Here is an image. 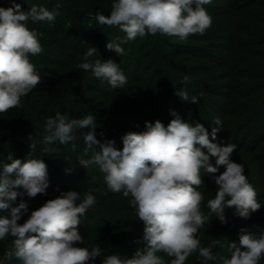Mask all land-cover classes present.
Wrapping results in <instances>:
<instances>
[{"label": "clouds", "instance_id": "1", "mask_svg": "<svg viewBox=\"0 0 264 264\" xmlns=\"http://www.w3.org/2000/svg\"><path fill=\"white\" fill-rule=\"evenodd\" d=\"M212 0H114L109 16L99 11L96 20L100 25L118 26L125 33L109 41L106 47L118 56L124 54L123 44L146 34L175 36L180 40L190 35H203L212 25V17L203 5ZM46 7L33 5L27 11L19 3L12 7H0V113L23 107V98L41 83V76L30 62V56L43 52L38 33L30 30L28 22L47 21L50 26L59 15ZM88 48L84 62L77 69L91 71L95 78L106 81L111 88H122L128 83L127 76L117 63L101 59L89 61L96 53ZM184 82H189L187 76ZM183 101L198 103L196 96L189 97L186 90L176 93ZM174 117L165 126L160 120L145 121V130L130 131L122 137L123 147L117 149L115 141L101 143L97 139L96 118L89 114L82 119H70L57 112L55 117L44 121L41 153L52 156L57 141L61 145L72 143L82 136L87 149H95L91 158H78L80 167L91 170L97 167L103 174L104 183L113 193L129 198L136 217L144 224L145 247L130 257L109 255L103 264H186L188 258L198 254L201 264L218 261L219 264H260L264 258V232H243L239 246L229 243L230 258L217 256L213 248L222 246L213 239L203 246L198 238L199 230L215 216L226 223V210L247 219L258 211L261 204L257 191L248 182L244 166L233 162L231 156L235 144H221L217 133L221 121H215L211 139L201 123L186 122L175 110ZM88 129L86 132L80 130ZM103 135V133H101ZM30 156L37 150V140L30 138ZM100 151H96V147ZM206 149V151H205ZM0 162V211L11 208L10 217L0 216V241L11 237L12 247L5 252L3 262L16 259L20 264H90L102 256L97 244L90 247L76 246L84 243L78 231L81 217L96 204L93 189L84 193L69 190L31 211L23 223H18L27 204H12L25 193L34 198L45 194L49 187L48 167L43 159L28 158L24 161L7 158ZM224 171L219 175V169ZM201 170L210 177L217 190L214 198L207 200L208 212L202 210L205 195L198 189L204 184ZM23 189V191H18ZM79 201V203H77ZM23 210V211H22ZM243 249V250H242ZM163 253L170 260L165 261Z\"/></svg>", "mask_w": 264, "mask_h": 264}, {"label": "trees", "instance_id": "2", "mask_svg": "<svg viewBox=\"0 0 264 264\" xmlns=\"http://www.w3.org/2000/svg\"><path fill=\"white\" fill-rule=\"evenodd\" d=\"M113 2L114 0H9L4 3L3 0H0V7L8 8L19 3L24 11L33 5L46 7L49 11H57L56 6L59 5V15L53 22L54 26H50L47 21L28 22L29 29L38 33L43 48L41 54L30 56L29 59L35 65L38 73H44L41 74L40 85L28 94L25 102L22 101V108L27 114L25 122H15L14 120L9 126L10 128L5 129L0 123V162H10L7 159L9 156L21 160L43 159L48 167L49 187L46 189V193L39 194L38 198H29L24 195L18 197L12 207L18 206L21 201L27 204V212H24L21 220L18 221V223H23L31 211L42 206L48 199L59 196L61 192L78 191L83 198L85 192L93 189L97 202L85 216L81 217L82 226L78 227V231L84 237V243L77 244H80L79 247H85L87 243L97 244L103 250L104 254L90 261V264H103L104 258L109 255H120L121 258L131 257L137 248H140L143 224L136 217L135 209L126 202V198L120 197L123 196L122 193H113L107 188L103 174L97 167L86 170L79 166L78 158H91L95 151V149H87L79 132V139L74 142L75 150L72 143L61 145L57 141L51 145L56 149L52 156L40 151L44 135L26 137L34 133L47 134L44 131L45 118L55 117L57 112L67 114L70 119H82L89 114L94 115L97 139L101 143L118 140V145H114L117 149H122V137L127 132L144 131L145 121L160 120L167 126L174 118L170 115L172 110L179 113L182 119L192 123L193 126L195 123L203 124L209 132L210 139L216 118L215 114L220 113L222 117L231 114L234 116L229 120L232 122L231 128L227 129L224 134L223 130L228 128L229 124H224L223 120H220L221 130L218 131L217 140L214 142L220 143L222 138L227 137L225 143L221 144L237 146L231 159L244 166V174L254 188H256V180H260L258 186L262 184V190L257 194V199L258 202L264 200V97L261 102H258L257 99H249L252 105L249 109H244L243 112L232 113L228 108L230 106V101H228L226 104L223 103V106L221 104L220 107H217V113L210 114L204 111L200 104L215 107L212 102L202 96L195 95L210 91L204 81L192 79L188 75L193 72L204 74L207 70L203 69L204 65L195 67L190 65V62L195 59H201L203 62L208 59L212 61L214 49L222 50V47L215 45L223 39L222 26L219 27L217 23L203 35H190L181 43L164 39L163 35L159 33L154 36L151 34H146L143 37L138 36L123 44L124 54L118 56L106 45L109 41H114L117 36L123 38L125 33L122 31L115 33V30L119 29L118 26L100 25L96 20L98 11L105 16L110 15ZM232 5L231 10L240 11L248 6L264 7V0H245L244 3H233ZM224 15L225 13L216 15L213 23H216L217 18ZM260 30L263 31L259 32H264V28ZM244 31L248 32L246 29ZM258 35V39L252 44L264 48V33ZM198 41L208 43L200 45L197 43ZM218 44L222 46L223 43ZM92 47L97 51L92 57H88V60L101 59L102 62L112 60L117 63L128 78V83L124 87L113 89L106 81L95 78L91 71L77 69L76 66L84 62L88 48ZM175 52L185 53V55L178 57L175 56ZM144 53L145 55H143ZM228 64L238 67L242 63L234 59ZM256 71L254 77L260 82H264V67L256 68ZM185 76L189 78L187 83L184 82ZM222 79H225L224 76ZM234 84L232 82L231 86L225 87L228 90L231 89V92H223L224 97L232 98L236 94ZM257 84L251 85L253 90L249 94L243 95L244 98L254 97L258 91L262 90L261 87L255 89L259 87L256 86ZM186 86H192L190 87L192 88L191 93L197 97L198 103H192L190 100L183 101L176 94L180 90H184ZM193 88L202 90L199 89L200 91L196 92ZM214 90L217 89L214 88ZM217 91L220 92V90ZM9 115V111L0 113V119L9 120ZM251 126L253 127L252 131L247 133L248 136H243V130L249 129ZM216 127L218 126L216 125ZM80 131L86 132L88 129ZM30 138L39 142L37 150L31 156ZM96 151H100L98 146ZM223 171L224 169L221 167L217 175ZM216 190L217 186L212 179L202 184L199 190L205 195L202 206L205 214L208 212L207 200L214 198ZM10 213L11 208L0 211V216L10 217ZM254 213L244 219L235 214L234 209H227L226 223L222 224L215 216L210 217L209 221L199 230L198 238L203 246H207L213 239H219L222 246L213 248V253L217 256L230 258L229 243L234 242L239 246V238L236 236H240L242 230L248 233L252 231L247 229L246 225L252 224L251 220L253 217L255 218ZM6 241H0V253L6 252ZM159 255L166 256L163 253H159ZM12 261L14 264H20V261L16 259ZM186 264H201L198 254L191 255ZM208 264H219V262L210 261ZM260 264H264V258L261 259Z\"/></svg>", "mask_w": 264, "mask_h": 264}, {"label": "rangeland", "instance_id": "3", "mask_svg": "<svg viewBox=\"0 0 264 264\" xmlns=\"http://www.w3.org/2000/svg\"><path fill=\"white\" fill-rule=\"evenodd\" d=\"M3 1L5 3L9 0H3ZM244 2L245 0H212L210 4L203 5L205 10L212 17L211 27L217 23L219 27L222 26L221 33H222L223 39H221L220 42H217L215 44L219 46L220 48L222 47V50L221 49L219 50L218 48H215L216 50L214 49V52H213L214 59L211 57L212 61L211 59H208V60H204L203 62L201 59H195L192 62H190V65L195 66V67H198V66L202 67L204 65L203 69H207V70L205 71L204 74L193 72L188 75L192 79L204 81V83L206 84L208 88V91H210L206 93L202 92V94H195L197 96L198 95L202 96L204 97V99H208L210 102H212L213 106L215 107H211L210 105L209 107H207L204 104H200V106L203 107V110L210 114L211 113L213 114L214 112L217 113L216 112V110L218 109L217 107H220L221 104L223 106L228 101H230V106L229 107L227 106V107L229 108L230 111H232V113L233 112H238V113L243 112L244 109L246 108L249 109V107L252 105L249 99H257L258 102H261L262 98L264 97V82H260L259 80H257V78L254 77L257 73L256 68L264 67V48H260L256 46L255 44H252L253 41L258 39L257 36H259L258 35L259 33H264V32H259V31H263L260 29L264 28V7H260L258 5V6H248L244 10H240V11L236 9L231 10L233 3L239 4V3H244ZM221 13H225V15L219 19L217 18V22L213 23L215 22L216 15H219ZM231 26L233 27L232 29H231ZM245 29L248 30V32L244 31ZM120 31H121L120 29H117L115 30V33H120ZM163 37L164 39L175 41L177 43L178 42L181 43L182 41L178 39L177 37H172V36H167V35H163ZM221 42L223 43L222 46L221 44H218ZM197 43H199L200 45H206L208 42L198 41ZM240 45H242V48H240ZM143 55H145V53ZM183 55H185V53L179 54V52H175V56L181 57ZM234 59L237 61H240V63L244 64L245 66L241 64L240 66L237 67V66H232L228 64L229 62H232ZM43 73L44 72H39V75L42 76L41 74ZM223 76L225 79H222ZM225 76H228V77L226 78ZM243 76H245V78H243ZM235 79L237 80L235 81ZM232 82L235 83L234 87L236 88L234 89L236 91V94H234L232 98H226L224 97L223 92L224 93L231 92V89L228 90L225 87L227 85L231 86ZM254 83H258L256 86H259V87H256L255 89H258L261 87L262 90L258 91L254 97L251 96L248 99L244 98L243 95H247L249 94V92H251V90H253L251 89L253 88L251 85ZM190 87L192 86H186L184 90H186L189 93V97L191 98V96H195V95H192L191 93L192 88ZM214 88L217 90H220V92L217 90H214ZM193 89L194 91L198 92L200 91L199 89L201 88H196V89L193 88ZM258 97H261V98H258ZM27 98H28V95L25 98H23V102H25ZM9 114H10L9 120H6V118L0 119V123H2V125L4 126V129L9 127L11 123H13L14 120L15 122L22 121L24 123L26 119L25 117L27 115L26 111L22 107L10 109ZM215 115H216L215 121L219 119V120H223L224 124H229V127L223 130L225 134L226 130L231 128L232 122L229 120L233 119L234 116L229 114L228 116L222 117V114L220 113L215 114ZM215 121L213 123L214 127H216ZM252 129L253 127L251 126L249 129L243 130L244 132L242 133V135L248 136L247 133H250ZM43 135L45 136L47 134L34 133L26 137L43 136ZM227 139H228L227 137L222 138L220 140V143H225ZM117 143H119L118 140H115L116 145H118ZM205 175L206 174L202 171L201 176H202V179L204 180V184L207 183V181L208 182L211 181V178H209L208 176L206 177ZM259 181L260 180H256L257 183H255L256 185L255 189L257 191V194H259L260 191L262 190V186H261L262 184L258 186ZM200 188L198 190H200ZM18 191L22 192L23 190L18 189ZM24 196H27L26 193L24 194ZM38 197H39V194L34 198H38ZM120 197H124V196H120ZM125 200L129 204V199L126 198ZM259 203L261 204V208L254 213L255 218L253 217V219L251 220L252 224L246 225L247 229L252 230L251 231L252 233L264 232V200H260ZM79 226H82L81 223L78 225V227ZM143 229H144V224H143ZM236 237L239 238V236H236ZM142 238H143V233H142V237L140 238V242H139L140 248L138 247L137 250L138 249L142 250L145 247V242H143ZM5 240H7L6 241L7 242L6 252H7L12 247V244H11L12 238L7 237ZM77 246H80V244ZM90 246L91 244H88V243L85 244V247H90ZM4 254L5 252L0 253V262H3ZM164 259L166 262L170 260L166 256L164 257ZM7 264H14V263L11 260V261H8Z\"/></svg>", "mask_w": 264, "mask_h": 264}]
</instances>
